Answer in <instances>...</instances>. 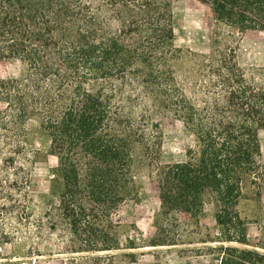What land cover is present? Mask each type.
<instances>
[{
  "label": "trees",
  "instance_id": "1",
  "mask_svg": "<svg viewBox=\"0 0 264 264\" xmlns=\"http://www.w3.org/2000/svg\"><path fill=\"white\" fill-rule=\"evenodd\" d=\"M199 1L217 24L264 29V0ZM173 39L171 0H0V60L22 67L0 79V162L13 185L27 184L24 125L35 120L62 183L35 226L58 232L65 264L135 263L116 254L113 217L136 193V166L156 186L153 246L176 245L208 197L224 237L219 264L264 263L237 211L245 181L264 190V70L246 73L224 50L178 75ZM107 84L127 95L128 112L111 110ZM162 112L186 140L176 163L159 164Z\"/></svg>",
  "mask_w": 264,
  "mask_h": 264
},
{
  "label": "rangeland",
  "instance_id": "2",
  "mask_svg": "<svg viewBox=\"0 0 264 264\" xmlns=\"http://www.w3.org/2000/svg\"><path fill=\"white\" fill-rule=\"evenodd\" d=\"M171 2L172 47L178 54L174 63L178 75L194 71L199 63L212 60L224 50L234 53L235 63L246 73L264 70V29L239 32L215 23L208 7L199 0ZM21 70L17 61L0 60V79L17 77ZM105 92L111 110H128L125 93L110 84ZM154 120L162 133L159 164L181 161L186 140L180 123L163 112ZM258 139L259 162L264 165V129L258 131ZM23 146L29 154L26 185L19 180L13 185L16 177L12 169L0 162V264H65L67 255L58 232L48 230L47 225L39 230L35 226L43 219L49 202L62 191L56 175L57 160L50 154L49 139L35 120L24 125ZM134 175L136 193L113 217L120 249L116 254H132L134 264H219V253L214 248L224 244V237L215 223L212 201L206 197L198 218L188 222L189 232L176 245L153 246L160 217L155 182L145 166H136ZM242 192L237 211L246 224L248 247L264 254V190L258 194L245 181ZM24 214L28 218L25 222L20 217ZM128 262L124 259L122 264H132Z\"/></svg>",
  "mask_w": 264,
  "mask_h": 264
}]
</instances>
